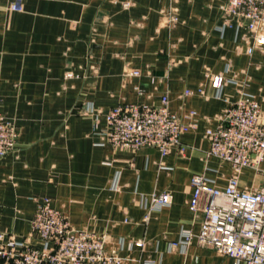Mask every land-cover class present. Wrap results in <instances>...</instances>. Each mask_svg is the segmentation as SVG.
I'll return each mask as SVG.
<instances>
[{"label":"crops","instance_id":"0c3cea01","mask_svg":"<svg viewBox=\"0 0 264 264\" xmlns=\"http://www.w3.org/2000/svg\"><path fill=\"white\" fill-rule=\"evenodd\" d=\"M123 1L24 0L20 11L0 1L1 110L18 131L16 150L0 160V232L23 240L35 198L49 197L74 227L108 234L106 249L123 264H233L197 242L202 216L189 207L191 178L199 173L213 186L227 185L232 167L208 154L205 131L239 90L264 114V49L245 52L246 29L225 24V0H132L130 8ZM170 10L179 17L173 26L164 22ZM132 69L142 75L126 80ZM69 71L75 76L66 78ZM165 94L183 119L196 112L197 126L182 136L184 154L103 140L111 108L159 105ZM88 106L103 111L95 130L94 118L83 114ZM263 184L262 174L243 170L242 188ZM162 192L171 202L144 220L143 196ZM187 234L188 243L172 248Z\"/></svg>","mask_w":264,"mask_h":264},{"label":"built area","instance_id":"2783aa9c","mask_svg":"<svg viewBox=\"0 0 264 264\" xmlns=\"http://www.w3.org/2000/svg\"><path fill=\"white\" fill-rule=\"evenodd\" d=\"M0 1L7 2L11 10L20 11L24 7V0ZM132 5V0L122 2L124 8ZM221 10L225 24L235 21L239 27H245L243 39L247 54L264 49V0H225ZM178 21L175 10L166 12L165 24L173 26ZM238 49L242 51L243 47L239 45ZM91 69L97 75V68L91 66ZM141 75L138 69L125 74L126 80ZM207 75L220 78L222 84L232 81L222 74L208 72ZM65 76L75 75L69 71ZM190 93V90L185 92ZM83 114L94 118V130L97 129L103 111L88 106ZM105 116L107 128L100 133L105 142L134 150L155 147L162 156L174 149L184 154L187 146L182 136L197 126L196 112H190L183 119L170 110L167 94L162 96L159 105L124 102L111 108ZM205 135L210 140L208 154L230 164L232 174L225 188L211 185L203 174L192 176L189 207L193 214L202 216L197 242L233 258V264H264V184L253 189L241 187V174L246 168L264 176V114L260 102L239 90L234 101L226 102L218 124L207 128ZM17 142L16 125L2 112L0 99V160L16 150ZM171 199L169 192L143 196L147 211L144 220L148 221L152 212L169 204ZM35 200L31 231L23 240L0 232V264H123L124 257L106 249L108 234L74 227L68 215L52 206L49 197ZM191 235L173 242L172 248L188 243ZM137 243L143 245L144 240Z\"/></svg>","mask_w":264,"mask_h":264}]
</instances>
